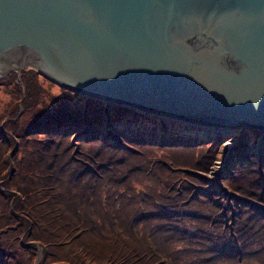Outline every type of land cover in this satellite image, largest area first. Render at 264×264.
Segmentation results:
<instances>
[{
	"label": "trees",
	"instance_id": "1",
	"mask_svg": "<svg viewBox=\"0 0 264 264\" xmlns=\"http://www.w3.org/2000/svg\"><path fill=\"white\" fill-rule=\"evenodd\" d=\"M53 87L0 79V264H264L262 131L212 182L228 132Z\"/></svg>",
	"mask_w": 264,
	"mask_h": 264
},
{
	"label": "water",
	"instance_id": "2",
	"mask_svg": "<svg viewBox=\"0 0 264 264\" xmlns=\"http://www.w3.org/2000/svg\"><path fill=\"white\" fill-rule=\"evenodd\" d=\"M11 57L82 95L264 131V0H0V79Z\"/></svg>",
	"mask_w": 264,
	"mask_h": 264
},
{
	"label": "rangeland",
	"instance_id": "3",
	"mask_svg": "<svg viewBox=\"0 0 264 264\" xmlns=\"http://www.w3.org/2000/svg\"><path fill=\"white\" fill-rule=\"evenodd\" d=\"M26 67H29V66H27V64L22 65L21 70ZM21 70L19 71L18 68H11L9 73L15 72L17 79H18L20 76ZM52 90H57L58 93H60L61 91L59 89V85L56 83H55V87H53ZM208 128L211 129L212 127H208ZM246 128H249V127L240 126L234 132H228L230 136L221 143V147L219 149L220 155L217 157V159L214 161V163L211 165L208 171V176L212 182L217 181L218 176L221 173L230 171L231 166L235 165V163H238L239 160H241L242 152H248V153L252 151L254 153L257 152L260 146L259 143H261V138L258 137L252 143L255 134L252 132H249L246 135V130H245Z\"/></svg>",
	"mask_w": 264,
	"mask_h": 264
},
{
	"label": "bare ground",
	"instance_id": "4",
	"mask_svg": "<svg viewBox=\"0 0 264 264\" xmlns=\"http://www.w3.org/2000/svg\"><path fill=\"white\" fill-rule=\"evenodd\" d=\"M28 63H30V59L28 57H27V59L24 58V57H11L9 59V61H8V69H11V68H21L22 65H25V64H28ZM240 126L244 127L243 125H240ZM240 126L237 125L236 127L239 128ZM203 127H204V130H210L208 128V126H203ZM212 128H215V127H212ZM217 129L218 130H215V131H219L220 130L221 132H226V133L230 131L229 128H225L226 129V130L224 129L225 131L221 130L220 127H218ZM250 129H253V128H250ZM253 130H257V129H253ZM258 131H260V130H258ZM262 132L264 133V131H262Z\"/></svg>",
	"mask_w": 264,
	"mask_h": 264
}]
</instances>
